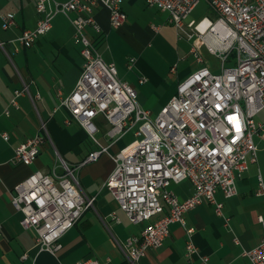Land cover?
Returning a JSON list of instances; mask_svg holds the SVG:
<instances>
[{"label": "built area", "instance_id": "2783aa9c", "mask_svg": "<svg viewBox=\"0 0 264 264\" xmlns=\"http://www.w3.org/2000/svg\"><path fill=\"white\" fill-rule=\"evenodd\" d=\"M145 1L167 13V22L180 33L194 37L193 54L200 64L156 115L138 105L135 87L118 77L114 63L102 58L87 31L88 27L100 30L94 18L97 4L108 10L113 28L122 26L126 20L123 0H35L36 26L10 41L15 50L32 46L51 29L57 14L65 15L72 25L73 41L80 45L82 70L60 105L69 113L66 124L77 122L98 145L81 164L109 153V146L101 145L96 138L100 131L96 117L106 122L105 134L111 143L133 130L130 143L109 153L114 167L103 186L131 223L161 216L120 243L129 264H136L147 249L159 247L169 235L171 224L184 226V213L201 202L214 205L215 213L222 215L223 203L216 199V191L220 190L224 198L237 193L236 178L257 159L254 137L264 142V121L256 118L264 110V0ZM200 1L210 6L215 18L185 22ZM0 18L3 29L14 24L13 13H2ZM5 46L6 42L0 41V50L5 51ZM201 48L220 61L218 72L205 63ZM232 54L234 61L226 66ZM132 62L133 59L129 67ZM145 80L141 77L139 82ZM22 94L30 95L27 84L14 90L5 114H9L10 107H19L17 97ZM1 136L9 139L7 132ZM46 143L53 145L46 123L41 121L39 132L15 147L13 162L31 164ZM59 165L61 174L54 170L31 172L13 187L10 199L12 207L22 215L21 227L34 231L37 251L53 255L62 247L61 237L93 208L95 201V196L81 191L76 166L67 165L61 157ZM184 180L192 185V193L181 199L172 185ZM256 194L264 195L260 177ZM257 221L264 228V216L258 215ZM192 231L186 228L185 255H198L207 261L191 240ZM2 236L0 225V239ZM240 255L248 264H264V235L257 245ZM26 257L27 253L21 255L22 259ZM73 264L111 262L109 258H86Z\"/></svg>", "mask_w": 264, "mask_h": 264}, {"label": "crops", "instance_id": "0c3cea01", "mask_svg": "<svg viewBox=\"0 0 264 264\" xmlns=\"http://www.w3.org/2000/svg\"><path fill=\"white\" fill-rule=\"evenodd\" d=\"M121 7L126 20L122 26L113 28L108 10L97 4L94 18L100 30L88 27L87 31L102 58L114 63L118 77L135 87L138 105L156 115L176 93L177 86L200 67L193 54L194 39L180 33L167 22V13L147 5L145 0H123ZM2 13H13L14 24L3 29L0 18V41L6 42L5 51L0 50V225L3 232L0 264H73L86 258L100 261L109 258L111 264H129L120 243L139 234L161 216L131 223L103 186L114 167L109 153L114 154L130 143L131 131L111 143L105 134L106 122L96 117L101 137L98 142L109 146V153L81 164L98 145L77 122L66 124L69 113L60 105L82 70L80 45L73 41L72 25L65 15L57 14L51 29L32 46L15 50L10 41L23 30L36 26L35 0H0ZM152 25L157 26V30ZM201 52L209 66L206 59L209 53L203 48ZM141 77L146 78L145 82H139ZM23 84H27L31 96L19 95V107H10L9 114H5L14 90L21 89ZM256 117L264 121V111ZM41 121L46 123L53 145L44 144L29 165L14 163L15 147L39 132ZM4 132L9 134L8 140L2 138ZM254 141L257 159L236 178L237 193L229 198H224L220 190L215 193L216 199L223 203L222 215L215 213L214 205L201 202L184 213V226L171 224L162 244L147 249L136 264H248L241 252L257 245L264 235V228L257 221L258 215L264 216V195L256 194L258 178L264 181V142L258 137H254ZM56 151L67 165L76 166L74 172L81 191L95 196V201L93 208L85 211L61 237L62 247L53 255L37 251L34 231L21 227L22 215L12 207L10 199L13 187L31 172H63ZM172 190L182 199L192 193V185L184 180L173 184ZM189 227L193 228L191 240L198 252L207 256V261H202L198 255L190 258L185 255L186 228ZM23 253H27L25 259L21 258Z\"/></svg>", "mask_w": 264, "mask_h": 264}, {"label": "rangeland", "instance_id": "374dc122", "mask_svg": "<svg viewBox=\"0 0 264 264\" xmlns=\"http://www.w3.org/2000/svg\"><path fill=\"white\" fill-rule=\"evenodd\" d=\"M202 17H207L208 19L210 20H213L215 18L214 16V13L212 11V9L210 8V6H208V4L204 1H200L195 7L194 9L190 12L187 20H194V21H198L199 19H201ZM192 39H194V37H192ZM204 49V48H203ZM206 59L208 60V63H209V66H210V69L214 72H218L219 69H220V61L213 55L211 54H207L206 53ZM234 61V55L232 54L231 58H230V62H226L225 65L228 66V65H231ZM264 111V110H262ZM261 112V111H260ZM259 112V113H260ZM258 113V114H259ZM257 114V116H258ZM257 118V117H256ZM131 132L129 133V136H130V139H134V135L132 136V132L133 130H130ZM99 133L96 134V138L97 140H101L99 137ZM256 137V136H255ZM129 139V140H130ZM58 152V151H57ZM56 157H57V161H60V154H56Z\"/></svg>", "mask_w": 264, "mask_h": 264}, {"label": "bare ground", "instance_id": "6f19581e", "mask_svg": "<svg viewBox=\"0 0 264 264\" xmlns=\"http://www.w3.org/2000/svg\"><path fill=\"white\" fill-rule=\"evenodd\" d=\"M203 25V24H202Z\"/></svg>", "mask_w": 264, "mask_h": 264}]
</instances>
